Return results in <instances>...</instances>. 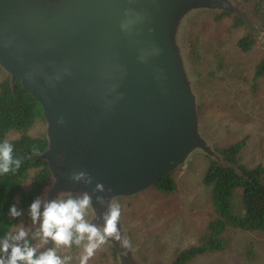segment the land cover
<instances>
[{"label":"water","instance_id":"95a60500","mask_svg":"<svg viewBox=\"0 0 264 264\" xmlns=\"http://www.w3.org/2000/svg\"><path fill=\"white\" fill-rule=\"evenodd\" d=\"M201 11L240 17L264 43L261 22L241 0H0V68L43 107L48 145L37 157L51 178L40 198L92 193L94 184L68 179L73 170L110 186L103 195L115 204L195 149L228 165L204 132L201 76L188 54L189 26ZM92 194L89 220L102 228L107 205ZM35 227L29 217L27 228ZM118 227L121 240L106 242L118 264H144L122 216Z\"/></svg>","mask_w":264,"mask_h":264},{"label":"rangeland","instance_id":"374dc122","mask_svg":"<svg viewBox=\"0 0 264 264\" xmlns=\"http://www.w3.org/2000/svg\"><path fill=\"white\" fill-rule=\"evenodd\" d=\"M215 13L219 14L201 11L197 16L189 15L194 17L188 30V54L195 73L201 76L197 85L204 132L216 147L246 136L242 162L248 166L264 164V77L257 90L251 82L255 66L263 56L264 43L257 40L252 49L242 51L237 41L249 33L247 26H235L231 17L217 19ZM193 47L200 54L196 60L192 56ZM210 69L214 73L207 78ZM5 76L0 68V79ZM203 79L208 81L202 84ZM30 133L46 134V122L38 120ZM204 154L195 149L174 172L176 193L163 195L150 187L116 199L115 204L122 207L121 216L129 229V238L138 246L137 254L144 264H172L177 251L198 242L212 217L211 189L202 182L209 164ZM94 214L92 206L87 218ZM28 221V212H24L12 231L20 226L27 228ZM231 237L232 245L227 251L200 256L189 264H264V231L237 230L231 232ZM112 248L115 250L105 243L89 264H118L117 252ZM58 251L73 256L71 264H78L76 258L82 248L74 245Z\"/></svg>","mask_w":264,"mask_h":264},{"label":"trees","instance_id":"16d2710c","mask_svg":"<svg viewBox=\"0 0 264 264\" xmlns=\"http://www.w3.org/2000/svg\"><path fill=\"white\" fill-rule=\"evenodd\" d=\"M241 1L251 8L264 28V0ZM215 14L217 19L231 17L235 26H245L238 16L232 17L227 12ZM258 42L251 38L249 32L238 39L237 46L242 51H248ZM192 56L194 60L200 56L194 47ZM213 73V69L208 70L207 78L212 77ZM263 77L264 53L257 62L251 79L255 90ZM207 81L208 79H203L202 84ZM38 120L45 121L42 104L20 84V81L16 82L13 89L9 76L2 77L0 143L8 139L14 146V156L22 157L23 163L17 172L0 175V237L12 231L18 223V218L13 219L9 215L11 205L16 204L24 212H28L30 204L40 197L51 178L48 163L37 157L48 145L46 134L30 133ZM14 134L17 136L12 137ZM246 143L247 137L243 136L235 142L216 147L228 165L220 164L204 154L208 157L209 164L202 182L211 189L213 214L198 242L177 251L172 264H189L200 256L227 251L232 245L233 231H264V164L248 166L242 162L241 154ZM34 148L38 149V152H34ZM174 172L158 180L152 188L163 195L176 193L178 184Z\"/></svg>","mask_w":264,"mask_h":264},{"label":"clouds","instance_id":"9594fccd","mask_svg":"<svg viewBox=\"0 0 264 264\" xmlns=\"http://www.w3.org/2000/svg\"><path fill=\"white\" fill-rule=\"evenodd\" d=\"M126 28V24H121ZM64 123V118L57 121ZM38 152V149H33ZM23 158L14 156V146L5 139L0 143V175L17 172ZM68 179L74 183L91 186L96 193L95 201L101 207L107 205L102 214V228L87 217L93 206V194L87 190L65 198L42 199L37 197L30 204L28 215L35 229L30 231L24 226L6 232L0 237V264H71L73 256L61 254L59 249H71L74 245L82 248L77 257L78 264H89L96 252L108 239L121 240L118 227L122 207L119 203L112 204L103 195L112 191L110 186L96 178L86 170H73ZM9 215L13 219L22 217L24 210L12 204ZM33 241H36L34 244ZM127 245V241H123ZM51 244V246H48Z\"/></svg>","mask_w":264,"mask_h":264}]
</instances>
